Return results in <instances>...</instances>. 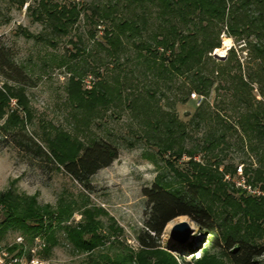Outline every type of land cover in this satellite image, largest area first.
I'll list each match as a JSON object with an SVG mask.
<instances>
[{
    "label": "trees",
    "instance_id": "obj_1",
    "mask_svg": "<svg viewBox=\"0 0 264 264\" xmlns=\"http://www.w3.org/2000/svg\"><path fill=\"white\" fill-rule=\"evenodd\" d=\"M7 1L20 8L26 0ZM144 2L155 8L154 16L160 19L149 41L141 37L147 25ZM252 3L258 5L255 12L252 11ZM118 4L125 10H131L129 15L115 16L113 12ZM26 7L36 21L56 35L66 34L82 9L73 0H37L34 6L27 4ZM91 13L96 18L91 20L94 26L103 19L110 21L109 27L102 28L101 40L96 44L111 60L119 63L120 57L127 58L123 40L129 39L137 48L134 57L136 63L142 62L139 72L143 78L151 77L155 87L169 86L171 79H176L178 84L185 86L181 102L189 98L190 90L202 96L190 121L202 124L206 129L200 143L186 147L185 122L173 112L151 106L149 99L153 97V90L145 89V97L131 95L133 88L128 87L129 95H122L123 81L117 77L113 78V84L99 78L85 88L80 77L68 76L67 100L85 112L86 120L94 110L105 108L122 96L126 105L134 103L142 116L141 122L146 126L142 129L145 139H151L158 152H168L170 156L165 160L170 178L157 175L149 185L140 189L146 207L143 227L135 235L137 249L133 251L115 241L119 245L118 250L111 254L103 252L95 257L88 256L78 264H178L176 258L161 247L160 236L167 223L179 215L189 216L204 229L203 232L214 233L210 245L218 248L220 257L204 248L199 257L185 264H258L257 258L264 252V196H243L238 192V199H235L226 192V183L229 182L217 169L221 160L216 149L220 143L228 144L225 135L230 130L237 135L241 145L245 143L252 151L264 146V103L255 98L251 86V82H256L257 93L263 94L264 0H124V3L114 0L100 11L93 7ZM216 22L223 24L232 35H254L255 41H247V53L249 59L256 60V71H247L243 78L232 48L223 59L215 60L208 54L213 47L219 46L220 27L213 28ZM189 23L191 29L187 26ZM21 34L26 38H39V35L23 28ZM135 38L137 41H133ZM70 42L76 49L69 55L74 56L80 48L75 42ZM0 76V119L5 116L0 131L4 135L9 134L19 149L43 156L54 163V168L65 171L84 187L88 185L91 174L107 166L117 156L116 147L102 138H90L84 143L60 130L53 134L43 132L42 144L34 133H27L24 127L30 118V110L24 88L29 85V77L23 66L14 60L13 51L1 42ZM214 83L227 91L229 99H225L226 104L236 109L232 123L222 113L205 112L202 108ZM139 97L141 102L136 104ZM10 98H14L15 107L10 106ZM200 151L207 153L208 157L201 161L193 159ZM182 154L188 158L184 161L185 166L179 167L176 161ZM261 160L257 159L255 166L252 163L244 166L243 172L248 173V182L260 183L264 188V161ZM222 167L223 171H234L231 164H223ZM215 200L231 206L230 217L239 212L234 221L230 223L228 221L231 220L225 216L219 219L214 216L211 203ZM0 203V233L19 230L31 237L44 232V249L47 252L56 244L55 227L63 230L72 248L80 252H91L107 240V236L99 232V221L92 209L85 208L83 219L75 225H61L60 222L74 210L70 202L59 201L55 207L40 204L35 194L18 192L9 186L0 191Z\"/></svg>",
    "mask_w": 264,
    "mask_h": 264
},
{
    "label": "rangeland",
    "instance_id": "obj_2",
    "mask_svg": "<svg viewBox=\"0 0 264 264\" xmlns=\"http://www.w3.org/2000/svg\"><path fill=\"white\" fill-rule=\"evenodd\" d=\"M36 1L26 0L18 8L7 0H0V42L13 51L14 60L23 66V70L29 77V85L24 88L30 110V118L24 127L25 131L29 134L34 133L42 144L43 132L53 134L60 130L83 140L84 143H87L90 138H102L116 147L117 156L107 166L91 174L88 185L84 187L81 182L65 171L54 168V163L48 162L43 156L19 149L9 134L4 135L0 131V191L10 186L18 192L35 194L40 204H49L52 207H55L59 201L70 202L74 210L68 218L60 222L61 225H75L83 219L82 211L85 208L92 209L95 218L99 221V232L107 236V240L91 252H80L72 248L63 230L55 227L56 244L47 252L44 249L46 245L44 232L27 237L19 230H6L0 233V250L24 259L30 256L27 249L34 246L33 257L41 259L43 264H78L85 261L88 256L95 257L103 252L111 254L112 251L119 249L115 241L135 251L137 249L135 235L143 227L146 207L145 198L141 195L140 189L142 186L149 185L157 175L170 178L165 164V160L170 156L168 152H158L157 147L151 143V139H148L149 141L145 139L142 129L146 126L141 122L142 116L137 112L134 103L126 105L125 98L122 96L113 100V103L105 108L94 110L95 112L93 111L86 120L85 112L74 106V102L67 100V78L70 74L77 75L85 87L86 81L91 84L99 78L113 84V78L117 77L123 81L122 95H129L128 87L133 88L131 95L141 94L145 97H147L145 89L153 90V97L149 99L151 106H157L161 111L168 113L173 112L178 119L185 122L184 145L186 147L200 143L206 129V126L193 124L190 121L194 107L197 105L196 98L190 96L192 91L190 90L189 98L181 102L180 98L185 86L178 84L174 78L171 79L169 86L164 87L161 85L155 87L149 76L143 78L139 72L143 67L142 62L136 63L134 57L137 48L129 39L123 40L127 58L120 57L119 63L111 60L104 49L96 44V41L101 40L102 28L109 27L110 21L103 19L99 22V27L94 26L91 20L96 18L91 10L95 7L100 11L114 0H73L82 9L76 22L64 35L51 33L48 27L33 18L26 5L34 6ZM119 1L124 3V0ZM144 4L147 25L141 37L149 41L151 32L156 31V24L160 22V19L154 16V7L148 2ZM251 5L254 6L252 11L255 12L258 5L256 3ZM130 11L118 4L113 14L123 17L129 15ZM187 26L189 29L192 27L190 23ZM217 27H220L219 46L213 47L208 54L215 60L223 59L228 49L232 48L240 63V74L243 78L247 71H256L257 62L253 58L249 59L247 53L249 51L247 41H255L254 35L252 33L232 35L219 22H216L214 30ZM22 28L39 35V38L24 37L21 34ZM91 32L93 36L90 35ZM77 38L79 42L76 41ZM70 41H76L77 47L80 48L79 53L74 56L69 55V53H75L76 49ZM133 41H137V38ZM59 62L62 64L59 65ZM1 81L0 76V84ZM133 83L135 86L132 85ZM256 85V82H251L255 98L264 103V91L262 95H259ZM205 99L202 104L205 112L218 111L229 122L234 121L236 109L226 104L225 99H229L226 90L218 88L214 83ZM140 102L139 97L135 103ZM9 103L11 107H15L14 98H10ZM4 117L0 119V124ZM225 136L228 144L220 143L216 149L217 156L221 160L217 169L222 173V178L224 174L230 176L233 174L230 171H223V164H231L234 168L241 164L243 171V167L249 163L255 166L257 159L264 161V146L252 151L245 143L241 145L232 130L226 132ZM207 157V153L200 151L193 156V159L201 161ZM187 158L185 154H182L176 164L179 167L185 166L184 161ZM243 174L246 179L248 173L243 172ZM248 183L260 193H247L234 187L232 183H226V192L235 199H238L239 193L251 197L264 196V188L260 183ZM206 201H208L207 198ZM230 207L225 202L221 203L220 200L211 203L214 216L218 219L225 216L231 220L228 221L231 223L239 212L230 217ZM176 220H183L188 227V232L181 241H173L168 235L169 226ZM203 231L204 229L189 216L179 215L164 227L160 236L161 247L174 256L178 264L191 263L194 258L201 255L204 248L220 258L218 248L210 245V238L214 233ZM17 236L21 237L20 242L15 240ZM258 242L260 243L261 240ZM257 260L258 264H264V252Z\"/></svg>",
    "mask_w": 264,
    "mask_h": 264
},
{
    "label": "built area",
    "instance_id": "obj_3",
    "mask_svg": "<svg viewBox=\"0 0 264 264\" xmlns=\"http://www.w3.org/2000/svg\"><path fill=\"white\" fill-rule=\"evenodd\" d=\"M100 24L97 25V27H99ZM86 88L90 87V83L88 84V81H86ZM190 96L192 98H196V103L198 104L201 99L202 96L198 95L194 92L190 93ZM223 179H225L226 181H228L229 183H232V185L234 187L240 188L241 190L250 193V194H259V190L255 189L254 187H252L247 180L244 177L243 171H242V165L238 164L233 171L232 176L224 174L223 175ZM2 205L0 203V209H1ZM15 240L20 242L21 237L17 236L15 237ZM27 251L30 253V256L28 258H20L14 254H11L7 251H3L0 250V264H43L41 259H38L36 257H33V254L35 252V247L34 246H30Z\"/></svg>",
    "mask_w": 264,
    "mask_h": 264
},
{
    "label": "water",
    "instance_id": "obj_4",
    "mask_svg": "<svg viewBox=\"0 0 264 264\" xmlns=\"http://www.w3.org/2000/svg\"><path fill=\"white\" fill-rule=\"evenodd\" d=\"M188 227L183 220H176L168 228V235L173 241H181L184 239Z\"/></svg>",
    "mask_w": 264,
    "mask_h": 264
}]
</instances>
